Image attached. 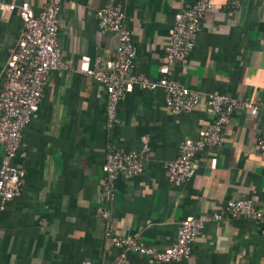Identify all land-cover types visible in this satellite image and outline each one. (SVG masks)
<instances>
[{
	"label": "crops",
	"instance_id": "obj_1",
	"mask_svg": "<svg viewBox=\"0 0 264 264\" xmlns=\"http://www.w3.org/2000/svg\"><path fill=\"white\" fill-rule=\"evenodd\" d=\"M38 13L46 0H0V89L7 58L22 32L18 8ZM118 0H64L58 42L64 67L51 72L39 110L24 131L25 169L20 196L0 214V264H109L116 254L100 217L104 203L98 179L108 147L138 150L149 139L143 173L115 181L110 220L113 235L135 237L160 251L175 240L178 223L205 217L227 201L252 199L264 210V0H211L190 57L169 67L168 79L198 92L188 114L173 115L164 91L135 86L118 105L116 124L106 123L103 87L79 72L82 56L112 57L117 37L98 29L95 11ZM237 1L232 7L230 2ZM194 0H132L125 20L137 47L134 67L150 81L161 78L168 30L177 12ZM248 98L256 112L236 110L219 146L197 154L195 177L180 187L167 181L166 165L185 139H195L212 121L207 93ZM3 150L0 147V163ZM216 159L214 169L211 159ZM128 264H159L129 253ZM171 264H264V234L252 219L206 222L190 257Z\"/></svg>",
	"mask_w": 264,
	"mask_h": 264
},
{
	"label": "built area",
	"instance_id": "obj_2",
	"mask_svg": "<svg viewBox=\"0 0 264 264\" xmlns=\"http://www.w3.org/2000/svg\"><path fill=\"white\" fill-rule=\"evenodd\" d=\"M63 1L46 0L38 13H34L25 1L18 8L22 32L16 50L5 60L0 89V147L3 150L0 163V214L7 203L22 193L26 172L14 161L26 157L24 131L39 110L47 77L51 72L64 67L58 42V16ZM130 1L118 0L95 11L98 29L114 33L117 37L112 57L103 60L100 57L82 56L78 61L79 72L103 87L107 125L118 122V105L135 86L148 91L161 88L164 91V105L173 115L191 113L200 103L201 95L168 79L167 74L170 66L181 64L190 57L197 42L201 21L211 7V0H194L187 8L176 13L168 30L164 48L165 62L159 69L162 76L157 81H150L144 75L134 72L137 47L125 20V6ZM230 5L236 7L238 2L232 1ZM0 8L3 10L5 5L1 3ZM205 101L213 114L212 121L197 134V138L185 139L179 146L177 157L166 165L167 181L173 187H180L195 177L197 154L221 144L224 130L236 110L256 112L259 109V104L248 98L221 93H207ZM140 143L138 150L124 151L109 146L101 166L102 176L98 179V186L104 207L100 210V217L105 224V235L117 251L109 264H128L129 253L147 257L159 264L184 262L190 257L193 243L206 222L252 219L259 224L264 234V210L257 208L252 199H244L227 201L221 209L209 216L181 220L176 227L174 242L160 251L143 245L135 237L113 235L110 232V220L114 210L115 181L118 178L129 180L143 173L149 153L148 137L142 136ZM256 148L264 158L263 138L257 140ZM215 165L216 159H211L210 168L214 169ZM79 264L99 263L82 259Z\"/></svg>",
	"mask_w": 264,
	"mask_h": 264
}]
</instances>
